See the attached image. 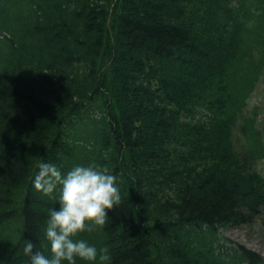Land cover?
Listing matches in <instances>:
<instances>
[{"label": "trees", "instance_id": "obj_1", "mask_svg": "<svg viewBox=\"0 0 264 264\" xmlns=\"http://www.w3.org/2000/svg\"><path fill=\"white\" fill-rule=\"evenodd\" d=\"M261 68L264 0H0V264H30L26 239L50 255L42 162L117 177L77 237L107 264H263L221 238L264 210L233 137Z\"/></svg>", "mask_w": 264, "mask_h": 264}, {"label": "clouds", "instance_id": "obj_2", "mask_svg": "<svg viewBox=\"0 0 264 264\" xmlns=\"http://www.w3.org/2000/svg\"><path fill=\"white\" fill-rule=\"evenodd\" d=\"M38 169L34 188L56 200L59 208L49 210L44 229L50 255L36 250L31 240L24 241L23 252L30 264H77L78 259L87 264H107V247L98 250L77 237L103 228L109 219L108 212L120 205L117 177L95 164L76 165L62 172L55 164L42 162Z\"/></svg>", "mask_w": 264, "mask_h": 264}, {"label": "rangeland", "instance_id": "obj_3", "mask_svg": "<svg viewBox=\"0 0 264 264\" xmlns=\"http://www.w3.org/2000/svg\"><path fill=\"white\" fill-rule=\"evenodd\" d=\"M252 78L251 92L234 129V147L239 153L251 150L254 169L264 177V68L253 71ZM221 238L224 243L244 245L264 260V210L251 224L223 228Z\"/></svg>", "mask_w": 264, "mask_h": 264}]
</instances>
